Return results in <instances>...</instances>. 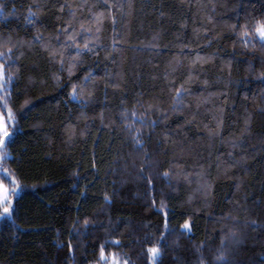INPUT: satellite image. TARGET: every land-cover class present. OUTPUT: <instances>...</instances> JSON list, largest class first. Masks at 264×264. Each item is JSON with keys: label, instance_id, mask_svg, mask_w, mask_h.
<instances>
[{"label": "trees", "instance_id": "trees-1", "mask_svg": "<svg viewBox=\"0 0 264 264\" xmlns=\"http://www.w3.org/2000/svg\"><path fill=\"white\" fill-rule=\"evenodd\" d=\"M262 28L264 0H0V264H264Z\"/></svg>", "mask_w": 264, "mask_h": 264}, {"label": "rangeland", "instance_id": "rangeland-1", "mask_svg": "<svg viewBox=\"0 0 264 264\" xmlns=\"http://www.w3.org/2000/svg\"><path fill=\"white\" fill-rule=\"evenodd\" d=\"M3 81H4L3 66L0 65V86H2ZM5 129L7 130V132H9V124H8V121L6 120L5 114L0 111V145L7 138L3 135V132L5 131ZM5 190H7V200H8L10 198L9 189L5 183L0 182V199H1V201L4 200V197L6 195Z\"/></svg>", "mask_w": 264, "mask_h": 264}, {"label": "snow or ice", "instance_id": "snow-or-ice-1", "mask_svg": "<svg viewBox=\"0 0 264 264\" xmlns=\"http://www.w3.org/2000/svg\"><path fill=\"white\" fill-rule=\"evenodd\" d=\"M259 37L261 38V40H264V28H262L261 30H259ZM9 119H11V117H9ZM3 135H4L5 137H7L8 139H11V137L8 136V132H7L6 129H5V131L3 132ZM4 178L6 179L7 177L5 176ZM5 192H6V195H5V197H4V200H3V201H0V203H4V202L7 201V190H5ZM8 213H9V207H4V214L7 215ZM187 227H188V226L185 225V228H187ZM150 251H151L153 257H155L156 254H157V251H158V250H157V249H151Z\"/></svg>", "mask_w": 264, "mask_h": 264}]
</instances>
